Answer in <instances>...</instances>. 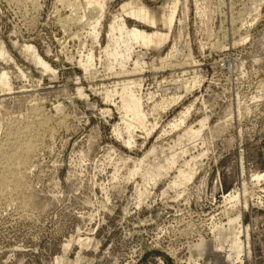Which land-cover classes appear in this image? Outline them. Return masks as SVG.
Here are the masks:
<instances>
[{"label": "rangeland", "instance_id": "1", "mask_svg": "<svg viewBox=\"0 0 264 264\" xmlns=\"http://www.w3.org/2000/svg\"><path fill=\"white\" fill-rule=\"evenodd\" d=\"M93 1L0 0V264H213L197 247L238 213L234 264H264V0ZM115 16L168 35L132 75L103 52Z\"/></svg>", "mask_w": 264, "mask_h": 264}, {"label": "bare ground", "instance_id": "2", "mask_svg": "<svg viewBox=\"0 0 264 264\" xmlns=\"http://www.w3.org/2000/svg\"><path fill=\"white\" fill-rule=\"evenodd\" d=\"M70 4H72V3H70ZM83 4H85V6L88 8H92V10L96 9V11L101 14V9L97 6H95V3L93 0H85V3H83ZM174 7L172 8L173 13H174ZM120 9H121L122 14L125 13V15H129L132 18L140 20V21H142L146 24H149L151 26L155 25V21L153 19L149 18L143 9H140V8L133 6V4H131V3H126V4L122 5ZM83 17H85V16H83ZM97 17H99V16H97ZM112 19H113V21L108 27V36L107 37H108L109 43L104 48L103 52L107 56L108 59H110L112 61H117L120 63V65L122 66V69L124 70L120 75H122V76L124 74H125V76L127 74L132 75V73L134 71L128 72V70L125 69L126 67L123 65V63H125V61H127L129 58V51L131 49V46L136 44V45H140V46L146 47V48L147 47L157 48L161 44L163 45V42L166 40L168 35H162L159 32L147 33V31H145V30L136 29V28H132V30L127 31V30H125L124 23L121 19L117 18V16L113 17ZM173 20H174L173 15H171V17H169L164 24V26L168 29V31L171 28ZM97 22H98V20H96V22L91 24V27H92V28L90 27L91 33L89 32L94 41H96L97 37H98V34L96 32V29H95V25ZM116 33H118L119 37H115ZM26 51L31 54V56L33 57L34 61L37 64H39L42 67H45L44 64L42 63V60L38 57V55L33 51V49L31 47H27ZM3 56H4V53L2 50H0V57H3ZM85 71H86V69H85ZM123 78H125V77H123ZM5 80H6V74H2L0 77V83H4ZM120 84H122V83H120ZM124 84L127 85L128 81H126ZM130 84H134V81H132ZM176 99H174L173 101L176 102ZM122 105H123V108L125 110L131 112L135 116L138 115L137 112L135 111V108H134V100L131 97L125 98L122 101ZM138 117H139V115H138ZM132 124H133V122L126 123L127 128L130 129L132 127ZM188 133L190 136L197 134L196 132H192V131H189ZM23 144H25L24 147H22L21 144H19L20 147L23 148V150L19 146H18L19 147L18 150L21 149L22 152L24 151L23 153L25 154V156L30 155L31 152L33 153V151H32L33 145H30V142H28V143L22 142V145ZM21 150H20V152H21ZM20 152L18 154H16L17 157L21 156L19 154H21L22 152L21 153ZM12 156L15 157L14 154ZM23 158H22V160L26 161V158L25 157H23ZM16 159H19V158H16ZM22 160L20 159V161H22ZM17 163H19V160ZM8 169H10V168H8ZM178 178L188 180L190 177L188 175H184L183 172H179ZM252 178H253V181H255V182L263 180L264 179V173L254 175ZM237 196H238L237 192H235V191L229 192L224 198V204L236 202ZM246 206H247V203L243 202V204L241 205V208L245 209ZM225 225H226V227H223V225L220 224L214 228L213 243L207 244L206 246H202L200 244L197 247L198 252H200L199 254L202 253V256H203L204 252L205 253L208 252V254L210 253L211 256H213V259L215 262L212 260L211 263L214 262L215 264H227L225 262H228L229 264H234L237 261L241 262L240 261L241 253L244 252V250L248 252V249H247V246H248L247 245V235L248 234H247L246 228L242 225V223H240V214L239 213L236 214V216L233 218L228 217L227 223ZM241 235H243L245 242L242 241V239L240 238ZM225 249H227V253L224 254L225 256L224 257L219 256L217 252L225 250ZM61 260L57 259V261H55V263L56 264H63V260L62 261Z\"/></svg>", "mask_w": 264, "mask_h": 264}]
</instances>
